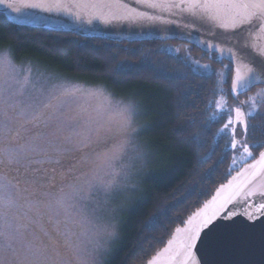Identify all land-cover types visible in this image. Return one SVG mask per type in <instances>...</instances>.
<instances>
[{"label":"snow or ice","instance_id":"obj_1","mask_svg":"<svg viewBox=\"0 0 264 264\" xmlns=\"http://www.w3.org/2000/svg\"><path fill=\"white\" fill-rule=\"evenodd\" d=\"M0 6L2 14L8 17L27 8L64 13L89 25L94 21L177 25L186 29H197L198 24L211 25L209 31L213 37L216 36L213 28L223 30L225 40L231 41L230 62H240L230 89L236 103L228 105L221 95L212 105L215 110L204 129L207 131L212 123L222 122L217 135L231 137L226 147L230 150L242 147L246 158L252 156L250 147L264 146L245 142L249 131L256 127L247 121L259 115L264 107V88L244 100L239 99L255 85H264V0H131V3L129 0H0ZM13 19L17 24L24 23L19 16ZM198 43L224 51L222 46L211 42ZM101 50L110 51L107 47L97 49ZM121 51L136 55L139 50ZM187 51L188 55L183 57L171 55L180 49L160 48L155 53L170 56L187 71H169L150 59L152 53H141L139 64L120 61L117 71L127 75L147 69L157 79L174 85L188 80L189 74L209 78L210 65L200 64L199 59L190 55V49ZM225 69L231 71L230 66L226 65ZM183 87L180 98L187 101L194 91L191 86ZM30 89H35L31 69L25 71L14 63L11 46L0 48V264H69L59 251L50 250L45 243L43 237L48 232L43 228L37 231L32 225L45 214L62 215L66 228L72 225L84 234L89 221L77 211L81 201L93 193L103 194L107 201L120 192L136 191L138 173H133L123 160L129 148L137 152L138 159L142 158L133 140L150 126L133 128V117L141 114L138 105L118 101L121 139L111 148L97 150L99 141L93 140V134L98 128L93 127L91 116L77 113L69 120L60 113V108L62 97L98 95L102 90L61 83L46 95L40 89V95L32 96ZM237 126L243 128L245 139L241 141L235 139ZM254 197L259 199L252 200ZM240 217L244 218L243 233L229 231ZM157 220L153 218L149 227ZM117 227L105 225L98 232L111 239ZM257 228L264 239V151L189 216L184 227L176 228L175 236L163 252L147 264H159L161 258L164 264H213L206 256L241 242L249 230ZM76 235L71 229L67 231L65 247L78 257L77 264H110L102 258L110 255L103 244L96 240L88 251L73 240ZM198 253H201L199 257ZM81 254L86 258L80 259Z\"/></svg>","mask_w":264,"mask_h":264},{"label":"trees","instance_id":"obj_2","mask_svg":"<svg viewBox=\"0 0 264 264\" xmlns=\"http://www.w3.org/2000/svg\"><path fill=\"white\" fill-rule=\"evenodd\" d=\"M167 44L113 43L51 33L14 26L0 15V48L11 46L16 64L38 67L35 69L59 81L103 88L113 97L135 103L143 110L146 125L150 126L143 134L144 151L147 159L155 158V163L146 160L151 169L122 218L119 242L107 259L110 264H144L164 245L173 229L235 171L231 170L232 150L226 147L229 138L217 135L222 122L204 129L218 96L225 92L227 99H233L229 92L232 71H226L222 86L214 74H207V79L189 74L188 80L174 85L157 79L147 69L127 75L117 71L120 61L139 64L141 53H152L150 59L169 71H187L170 56L155 54ZM105 47L110 51H97ZM189 48L201 59H209L213 66L227 65ZM122 49L139 51L129 55ZM185 85L194 91L187 101L180 98ZM250 125L256 127L249 131L248 141L264 145V116L251 119ZM262 149L264 146L256 147L254 152ZM153 218L158 220L149 227Z\"/></svg>","mask_w":264,"mask_h":264},{"label":"rangeland","instance_id":"obj_3","mask_svg":"<svg viewBox=\"0 0 264 264\" xmlns=\"http://www.w3.org/2000/svg\"><path fill=\"white\" fill-rule=\"evenodd\" d=\"M163 48L168 49H180L179 53L172 52L175 55H179L181 57L188 55V51L190 48L186 45L179 44H167ZM190 55L194 58L199 59L200 64H208L210 65L207 70V74H214L217 77V81L219 86H222V83L225 78L226 69L225 66H213L212 62L208 60L201 59L200 56L191 52ZM15 63V61H14ZM16 64V63H15ZM19 68L27 71L29 68L31 69V80L33 84H35V89H30L29 92L32 96L40 95L38 90L42 89L45 95L49 92V90H54L55 86H58L61 83L67 84H76L84 87L85 89H100L101 94L98 95H76V96H68L62 97V106L60 108V113L69 120L73 117L77 116V113H83L85 116H91L94 121L93 127L98 128L97 132L93 134V140L99 141V147L97 150H103L107 148H111L114 144L119 143L121 139V131H120V123L121 118L118 114L117 102H122L123 104H128L131 102L115 98L106 92L103 88L100 87H92L85 86L83 84H77L72 82H63L53 78L50 74H44L39 69H35L38 67L31 65H21L16 64ZM261 88L255 89L248 96L253 95L258 92ZM29 93H26V96ZM221 95H224L226 98L225 92L220 94L218 98L219 100ZM247 96V97H248ZM245 97L244 99H246ZM227 99V98H226ZM243 99V100H244ZM228 105H234L236 101L234 99H227ZM135 104V103H133ZM137 105V104H136ZM215 110V109H214ZM137 111L140 112V115H136L133 117V128H141L146 125V120L144 118L143 110L138 106ZM257 116H264V107L260 108V114ZM248 124H250V120H248ZM74 122H79L74 121ZM241 128L237 127L236 139L241 141L245 139L242 135ZM147 133V132H146ZM142 132L139 136L135 137L133 140L134 145L139 146V151L142 153V158H137V152L132 148H129L126 155L124 156L123 162L127 165L131 166L133 173H138L135 177V181L137 182V190L134 192L123 191L117 194L114 198L107 200L103 194L93 193L88 199L81 201L77 211L84 216L88 221V225L84 230V234H81V229L76 228L72 225H68L67 228L63 223V216H56L54 214H45L41 218H39L38 223L32 225V228L39 231L40 228L45 229L48 232V236L43 237L45 243L48 244L50 250L59 251L61 254V258L69 262V264H77V256L73 254L71 250L65 247V242L67 239V231L71 229L77 235L73 237V240L78 242L82 249H87L91 251L93 242L98 240L101 244L107 248L110 255L113 253L116 248L120 236H121V227H122V218L124 217L125 212L130 208L131 202L137 198V192L139 191L140 184L142 180L145 178L146 174L151 169V164L146 160H151L155 163V158L152 156L150 158H146V153L144 151V147L146 144V139ZM228 137V136H227ZM229 138V142L231 137ZM245 142L249 145H252L248 141L246 137ZM256 147H250L249 150L252 151ZM236 163H233V161ZM250 157L246 158V154L243 153L242 147L238 146L236 149L232 150V162H231V170H236L240 168V166L249 161ZM154 167V166H153ZM23 172V169H21ZM15 175V173H12ZM57 220L61 221L57 223ZM116 224L118 227L115 229V237L109 239L105 233L98 232V229L103 228L105 225ZM111 231V229H110ZM78 237V240H77ZM102 257L107 260L110 256ZM80 259L86 258L84 255L79 256ZM90 259V258H89Z\"/></svg>","mask_w":264,"mask_h":264},{"label":"water","instance_id":"obj_4","mask_svg":"<svg viewBox=\"0 0 264 264\" xmlns=\"http://www.w3.org/2000/svg\"><path fill=\"white\" fill-rule=\"evenodd\" d=\"M131 3V0H129ZM135 6V5H134ZM0 15L3 16L6 21L14 26L30 28L34 30H43L51 33H62L72 34L80 38H93L105 40L113 43H142V42H178L183 43L189 47L195 48L201 54L207 55L209 58L214 56L218 63H226L231 67L232 76L229 85V92L231 89L232 79L235 76L236 68L239 67L240 62L231 63L229 59L228 47L231 46V41L225 40L223 30L213 28L212 31L216 32V36L213 37L209 31L211 25H205L201 27L197 25V29H186L182 26L177 25H156L151 26L147 24H132L125 21H114L110 24H105L100 21H94L93 24L89 25L86 23H79L74 17L68 16L64 13H47L39 9H22L20 14L12 13L11 17L2 14V6H0ZM19 16L24 21L23 24H17L13 17ZM188 19V18H186ZM190 33V34H189ZM199 41L211 42L213 44L220 45L224 48L223 53L218 48L209 49L206 47V43H198ZM254 54V53H253ZM264 88V85L257 84L250 89ZM250 91L240 95L239 97L248 94ZM230 96L233 98L232 94ZM243 131V128L241 126ZM259 151L254 159L259 158ZM242 165L238 170L234 171L224 183L218 185L210 197L204 201L201 206L212 199L216 195V192L222 185H227L229 181L233 180V177L237 176V173L245 168L248 164L253 163V160ZM259 199L254 197L252 200ZM231 207V206H230ZM198 209L190 213L181 225L175 227L165 241L164 245L157 250L153 256L155 257L158 253L163 252L167 247L168 241L173 239L175 236L176 228H182L185 226V221L195 213ZM244 218H238L237 225L229 231L243 233ZM201 253H198V257ZM264 258V239L261 238L259 228L249 230L247 238L242 237L241 242L232 245L224 246L210 256H206L213 264H261V260ZM148 259V260H149ZM148 260L144 264H147ZM159 264H164L163 258L160 259Z\"/></svg>","mask_w":264,"mask_h":264},{"label":"flooded vegetation","instance_id":"obj_5","mask_svg":"<svg viewBox=\"0 0 264 264\" xmlns=\"http://www.w3.org/2000/svg\"><path fill=\"white\" fill-rule=\"evenodd\" d=\"M255 89H258V88H255ZM255 89H252V90H255ZM239 98H240V97H239ZM241 100H243V99H241ZM248 122H249V121H247V123H248ZM237 127H240V128H241V126H237ZM241 130H242V129H241ZM241 132H242V135H243V137H244V133H243V131H241ZM235 139H236V137H235ZM236 140H237V139H236ZM237 141H238V140H237ZM251 153H252V156L250 157V160H249V161H251L252 159H254V158L256 157V155H257L258 152H254V150H252ZM254 153H256V154H254ZM249 161L243 163L242 165L248 163ZM242 165H241V166H242ZM241 166H240V167H241ZM238 169H239V168H238ZM238 169H236V170H238ZM236 170H235V171H236Z\"/></svg>","mask_w":264,"mask_h":264}]
</instances>
